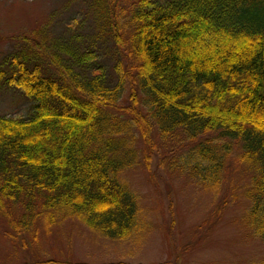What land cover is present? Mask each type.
I'll return each mask as SVG.
<instances>
[{
	"label": "trees",
	"instance_id": "obj_1",
	"mask_svg": "<svg viewBox=\"0 0 264 264\" xmlns=\"http://www.w3.org/2000/svg\"><path fill=\"white\" fill-rule=\"evenodd\" d=\"M88 3L94 41L118 49L123 74L102 71L76 32L65 43L39 37V52L0 63V85L30 102L25 117L0 116L5 236L39 238L74 219L129 238L141 227L138 199L120 174L149 157L154 137L174 135L183 149L170 168L215 194L236 151L248 175L241 221L264 241V0Z\"/></svg>",
	"mask_w": 264,
	"mask_h": 264
},
{
	"label": "rangeland",
	"instance_id": "obj_2",
	"mask_svg": "<svg viewBox=\"0 0 264 264\" xmlns=\"http://www.w3.org/2000/svg\"><path fill=\"white\" fill-rule=\"evenodd\" d=\"M88 1L0 0V63L23 49L39 52L33 43L39 37L65 43L68 34L76 32L77 41L96 65L100 62L102 71L113 79L123 74L125 62L118 49L109 40L94 41H98L95 17ZM131 1L116 0V9L126 8ZM29 105L18 90L0 85V116L25 117ZM179 140L174 135L166 141L154 137L151 153L143 152L149 157L144 160L141 153L139 164L120 174L138 199L141 227L129 238L108 239L74 219L52 229L44 226L39 238H7V225L0 216V264H247L264 260V241L251 237L241 221L247 204L240 188L248 175L236 151L230 153L215 194L170 168L182 153Z\"/></svg>",
	"mask_w": 264,
	"mask_h": 264
}]
</instances>
